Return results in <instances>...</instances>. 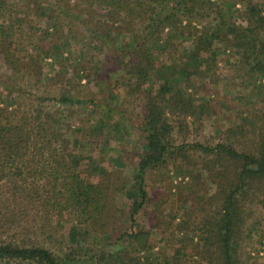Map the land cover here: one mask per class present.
<instances>
[{"label":"trees","instance_id":"obj_1","mask_svg":"<svg viewBox=\"0 0 264 264\" xmlns=\"http://www.w3.org/2000/svg\"><path fill=\"white\" fill-rule=\"evenodd\" d=\"M228 1L0 0V264H172L136 222L148 199L149 171L178 158L200 164L215 184L207 199L197 196L202 258L185 264H243L247 217L264 198V98L257 122L244 118L256 124L251 130L236 125L214 145L176 141V131L201 124L212 111L202 91L205 79L219 81L211 73L215 53L232 50L237 71L264 77V0H242L237 11ZM86 33L101 34L102 51L119 47L127 95L139 92L145 100L138 127L143 149L131 181L121 174L107 182L108 171L82 166L73 148L74 107L99 104L73 92L96 55L74 69L79 79L68 72L76 60L68 52ZM48 59L64 68L47 80L61 86L40 95ZM117 104L102 105L109 115L119 112ZM247 134L252 137L242 139ZM118 216L138 229L120 234L119 247L96 244L93 232L108 241L105 221ZM255 229L252 224L245 237Z\"/></svg>","mask_w":264,"mask_h":264},{"label":"rangeland","instance_id":"obj_2","mask_svg":"<svg viewBox=\"0 0 264 264\" xmlns=\"http://www.w3.org/2000/svg\"><path fill=\"white\" fill-rule=\"evenodd\" d=\"M228 2L236 4V11L242 10L247 3L242 0ZM82 38L84 39H81L78 46V42L74 44L77 48L72 46L71 52H68L70 47L66 49L70 56L76 58L68 64L69 75L76 80L79 79L74 69H79L83 58L89 59L92 53L96 56L91 61L88 72L82 69L81 73L83 72L84 77L73 92H76L82 100H94L99 104L88 101L82 106L74 107L71 131L72 140L75 139L76 142L73 145L74 151L83 156L82 166L99 164L105 168L108 171L107 182L115 184L121 174V177L124 176L126 180L131 181L132 171L137 166L143 149L138 127L143 122L145 100L139 92L127 95L128 85H125L124 78H128L129 75L121 69L120 60L123 56L117 51L119 47L112 51L99 49L101 34L92 36L86 33ZM119 40L121 41L119 45H122L124 37L119 36ZM174 54L176 57L175 52L171 55ZM213 57L214 69L211 73H214L219 81L215 82L211 77L205 79L206 87L205 91H202L203 96L211 104L212 111L201 124H190L189 127L185 126L183 131H176L178 144L199 142L204 145H214L226 140V132L232 128L236 129V125H245L246 131L251 130V127L256 124H245L244 118L250 117L257 122L255 116L262 111L264 77L255 79L237 71L233 64L235 57L232 50L220 51ZM100 58H103L102 62L99 61ZM52 61L48 59L44 65V80H46L44 82L47 86L41 87V91L38 90L40 95L45 94L46 89L54 94L61 86V83H55L57 81L53 83L50 80L47 81L55 76L57 70H60V66L53 65ZM0 66L3 70L1 61ZM115 102L118 103L119 112L115 111L107 115V109L103 105H113ZM238 135L243 136L241 133ZM244 136L242 139L246 140L252 137L248 134ZM233 137L235 136L231 135V138ZM198 155H201L203 159H209L204 158L205 155L201 153H194L193 156L195 158ZM93 176L96 181L99 179L101 181L103 178L97 172L93 173ZM146 181L148 199L137 215L136 224L149 232V239L154 250L168 262L173 264L178 261L185 264L192 260H200L203 246L196 222L199 221L203 212L198 209L201 203L197 196L207 199L215 191V184L212 183L207 171L203 170L200 164L196 165L193 162L188 164L178 158L160 169L149 171ZM251 210L253 214L247 217L240 254L243 264H263L264 198L259 204H254ZM122 219H124L122 216H118L114 223H109L107 219L105 228L109 235L108 241L100 233L93 232L94 242L98 245L107 244L108 249L119 247L117 239L120 234L138 229L137 225L132 226L130 222ZM252 224L256 225V229L252 237L247 238L246 230L251 228ZM69 226V222L65 223L61 232L66 233ZM93 240L91 239V242ZM108 242H114V244ZM140 255L144 259L146 252L141 251Z\"/></svg>","mask_w":264,"mask_h":264}]
</instances>
